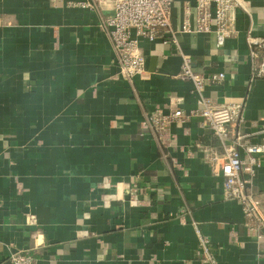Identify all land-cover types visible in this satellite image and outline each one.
Segmentation results:
<instances>
[{
  "label": "crops",
  "instance_id": "obj_1",
  "mask_svg": "<svg viewBox=\"0 0 264 264\" xmlns=\"http://www.w3.org/2000/svg\"><path fill=\"white\" fill-rule=\"evenodd\" d=\"M243 1L248 14L235 12L237 33L222 48L211 32L140 40L149 75L128 83L96 11L0 0V264L15 253L35 264H208L196 230L216 263L264 264V227L224 199L206 160L220 142L177 76L178 49L196 73L222 72L203 94L239 104L232 131L264 141V73L252 75L245 41L249 28L264 40V0ZM194 3L173 0L172 29L186 8L193 20ZM257 55L255 69L264 49ZM175 107L185 119L159 143L145 117ZM259 160L248 190L264 219Z\"/></svg>",
  "mask_w": 264,
  "mask_h": 264
},
{
  "label": "built area",
  "instance_id": "obj_2",
  "mask_svg": "<svg viewBox=\"0 0 264 264\" xmlns=\"http://www.w3.org/2000/svg\"><path fill=\"white\" fill-rule=\"evenodd\" d=\"M53 6L64 4L67 8L89 9L98 13V26L104 32L112 48L114 61L121 79L132 83L133 79H146L149 75L145 58L140 51V40L153 42L159 31L170 36L176 44V34L213 33L216 48H222L226 39L237 33L235 12L242 10L248 14L243 0H195L194 17L189 19V9L178 29H172L173 0H49ZM248 58L253 67L252 75L264 73V57L255 69L258 49H264V40L253 37L250 28L245 33ZM178 48V47H177ZM180 71L178 78L189 81L197 94L196 111L203 127L208 128L219 140L222 153H212L206 158L212 163L215 172L222 178V191L225 200H235L243 214L254 218L264 227L259 201L248 190L250 178L260 166L259 156L264 155V141L258 144L245 143L243 137L230 128L231 123L241 119L240 105L236 103H217L210 96H205V85L216 83L224 78L221 73H196L191 58L180 52ZM170 101L169 105H174ZM176 104V103H175ZM185 119L182 111L175 107L168 115L161 109H155L145 117L152 135L162 142L164 132L172 122L181 123ZM243 154V156H242ZM198 243L202 249L204 261L218 264L209 250V241L196 230ZM11 264H35L24 254L15 253L10 257Z\"/></svg>",
  "mask_w": 264,
  "mask_h": 264
}]
</instances>
